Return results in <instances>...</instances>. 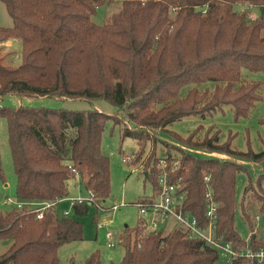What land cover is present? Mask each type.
<instances>
[{"label":"trees","instance_id":"1","mask_svg":"<svg viewBox=\"0 0 264 264\" xmlns=\"http://www.w3.org/2000/svg\"><path fill=\"white\" fill-rule=\"evenodd\" d=\"M0 1L12 20V26L0 27V41L15 38L21 44L19 65H4L0 56V98L14 94L104 100L115 108L108 115L94 106L84 110L0 106L18 200L64 198L67 182L76 173L80 184L93 190L95 200L108 197L109 160L100 149L101 134L107 121L118 124L114 114L122 109L123 119L134 127H124L121 140H136L140 154L146 145L142 142L152 145L143 173L154 191L157 138L150 131L169 132L168 126L183 117L204 118L224 106L235 118L246 117L258 102L264 104V84L241 76L242 69L264 73V0H123L119 11L102 25L91 17L106 0ZM251 7L258 10L254 17ZM176 138L190 149L234 159L186 152L174 156L178 166L171 180L185 184L183 209L199 225H206L204 178L208 177L218 204L215 236L236 251L248 247L264 253V148L258 153L237 151L230 138L219 143L218 131L212 128L202 140L195 132ZM175 158L169 157V163ZM235 160L261 168L255 183L248 180L239 206L250 230L248 240L234 227V179L244 168ZM71 208L76 215L86 212L85 204ZM255 216L261 218L256 231ZM82 235V224L74 217L46 212L36 219L11 208L0 213V240H11L0 253V264H59V248L82 240ZM120 243L121 264H218L219 260L215 249L179 227L147 234L137 221L132 229L125 226ZM84 264H100L98 254L92 253ZM230 264H264V260L255 263L238 257Z\"/></svg>","mask_w":264,"mask_h":264},{"label":"rangeland","instance_id":"2","mask_svg":"<svg viewBox=\"0 0 264 264\" xmlns=\"http://www.w3.org/2000/svg\"><path fill=\"white\" fill-rule=\"evenodd\" d=\"M123 0H106L104 4L99 5L91 19L98 25L107 22L109 17L118 12ZM236 10L243 9L242 6H236ZM251 16H256L257 8H250ZM12 26V20L8 15L4 4L0 1V27ZM10 45L5 41H0V56L2 63L9 66H17L21 62V44L18 39L12 38ZM242 79L246 81H260L264 84L263 72H251L246 69L241 70ZM186 88L182 89V92ZM93 104V105H92ZM0 105L5 109H12L18 106L34 108H65L68 110H84L94 108L105 114L111 115L115 108L104 100L89 102L85 99L60 100L47 97L20 96L7 94L0 98ZM124 112V109H122ZM116 112L118 124L107 121L104 125L100 149L108 157L110 172V192L108 197L95 200L96 204L85 203L86 212L82 215H76L71 208L68 200L61 201L57 206L58 217L71 218L78 220L82 224V240L62 245L58 250L59 264H84L85 260L92 254L97 253L100 264H121L124 254V248L120 241L124 237L125 226L129 229L135 227L138 221V208L136 203L141 198L147 197L152 192V184L145 179L143 166L152 145L150 142H142L145 145L142 154L138 150L136 140L126 137L121 140V133L124 127L132 129L133 124L123 119V112ZM218 131L219 143H224L230 138V145L237 151L246 152L251 150L254 153L260 152L264 148V104L258 102L246 117L235 118L232 110L224 106L222 110H217L204 118L196 116H186L173 122L168 126L169 132L150 131L149 135L155 139L154 149L156 150V159L163 156L168 151L176 157L181 152L194 154L197 157L209 156L219 160H234L223 154L205 153L190 149L184 145L176 136L185 139L195 132L197 139H203L207 131ZM136 153V154H135ZM129 156L130 163H124L122 158ZM220 156V157H219ZM133 159L135 162L132 163ZM157 161V160H156ZM244 166L243 170L235 174L234 179V227L242 239L248 240L250 230L246 222L240 215L239 206L244 196V188L250 179L255 183L260 175V165L254 162H245L235 160ZM153 163V160L151 161ZM16 175L13 169V163L8 141V128L6 120L0 116V213L11 209L10 204L3 203L6 199L16 200L15 193ZM68 194L65 198H76L78 196L87 197L86 189L80 184L79 178L70 179L67 182ZM250 200L246 199V203ZM116 206V208H113ZM68 211L69 215L62 216V211ZM251 217L255 211L249 212ZM254 217V231L261 226V218ZM173 220L166 221L163 232L167 233L173 227ZM110 235L108 238L107 235ZM210 234H212L210 232ZM112 244V245H111ZM11 245V240H0V253H3ZM218 264H230L222 259Z\"/></svg>","mask_w":264,"mask_h":264},{"label":"built area","instance_id":"3","mask_svg":"<svg viewBox=\"0 0 264 264\" xmlns=\"http://www.w3.org/2000/svg\"><path fill=\"white\" fill-rule=\"evenodd\" d=\"M169 157L175 158L174 155L168 153V155H163L157 159L156 188L154 191L152 190L149 196L142 198L136 203L139 215L138 221L142 231L147 234L163 231L162 229L165 226L166 221L172 219L174 224L169 231L176 227L182 228L187 231L190 236L203 240L207 245L215 249L218 253L219 259L231 262L238 257H243L251 262H262L264 260V253L262 251H252L248 247L241 251H236L228 242H224L219 237L215 236L214 229L218 204L213 198V193L208 183V177L204 178L206 225L203 227L199 225L197 219L192 216L190 212L183 209L185 184L180 181L171 180L172 174L178 166V161L175 158L169 163ZM122 161L124 163H130L129 156L127 155L123 157ZM76 177H78L77 173ZM86 193L87 197H64L52 201L6 199L3 203L10 204L11 208L32 213L35 215L36 219H40L46 212H51L58 216L57 206L65 199L68 200L72 206L83 205L86 202H94L96 204L93 190L87 189ZM113 208H116V206H113ZM61 215L65 217L69 215V213L64 210L61 212ZM255 219L258 220V217L256 216ZM210 232L212 234H210ZM107 237L109 238L110 235L108 234Z\"/></svg>","mask_w":264,"mask_h":264},{"label":"crops","instance_id":"4","mask_svg":"<svg viewBox=\"0 0 264 264\" xmlns=\"http://www.w3.org/2000/svg\"><path fill=\"white\" fill-rule=\"evenodd\" d=\"M258 14V13H257ZM252 17H254V16H252ZM5 44H9L10 45V40H7V41H5ZM67 101L68 100H70V99H66Z\"/></svg>","mask_w":264,"mask_h":264},{"label":"bare ground","instance_id":"5","mask_svg":"<svg viewBox=\"0 0 264 264\" xmlns=\"http://www.w3.org/2000/svg\"><path fill=\"white\" fill-rule=\"evenodd\" d=\"M220 157V156H219Z\"/></svg>","mask_w":264,"mask_h":264}]
</instances>
